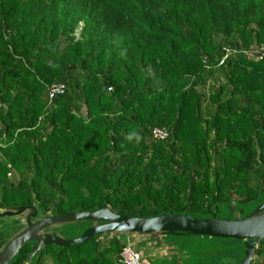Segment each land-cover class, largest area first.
I'll return each instance as SVG.
<instances>
[{"label": "trees", "instance_id": "trees-1", "mask_svg": "<svg viewBox=\"0 0 264 264\" xmlns=\"http://www.w3.org/2000/svg\"><path fill=\"white\" fill-rule=\"evenodd\" d=\"M262 188L264 0H0V208L104 200L129 217L210 219L236 203L237 219ZM124 246H50L37 264H118Z\"/></svg>", "mask_w": 264, "mask_h": 264}, {"label": "water", "instance_id": "water-1", "mask_svg": "<svg viewBox=\"0 0 264 264\" xmlns=\"http://www.w3.org/2000/svg\"><path fill=\"white\" fill-rule=\"evenodd\" d=\"M14 182L12 180V186L17 185ZM214 209L212 212L207 208L201 213V216L208 215L210 219H198L187 213L172 211L150 218H137L114 212L104 205L103 200L95 210L47 215L34 199L31 206L0 208V233L6 227H21L16 232L11 228L5 232L9 239L0 248V264H11L20 250L30 243L34 245L23 264H37L42 252L50 246L60 252L90 240L97 245L100 240L117 239L141 252L140 247L133 245L134 240L141 241L142 247L147 249L169 237L221 240L219 243L227 250L210 261L201 260L198 264H264V255L257 259V250L264 242V188L243 218L232 219L236 203L230 207L226 218H218L217 204ZM164 258L159 264H186L179 253Z\"/></svg>", "mask_w": 264, "mask_h": 264}, {"label": "rangeland", "instance_id": "rangeland-1", "mask_svg": "<svg viewBox=\"0 0 264 264\" xmlns=\"http://www.w3.org/2000/svg\"><path fill=\"white\" fill-rule=\"evenodd\" d=\"M258 49L254 50L251 55H255ZM85 113V110L83 111ZM14 181V177H10ZM236 198V197H235ZM247 207L243 208L244 210ZM241 211V210H240ZM248 212V209H247ZM229 215L227 206L221 207L220 217L226 218ZM18 227H15L17 230ZM158 245L151 246L147 249L142 247L141 241L134 240L132 243L136 247H140L141 253L144 257L145 264H159L165 256H170L172 253H179L183 256L184 262L186 264H198L199 261H210L211 254L214 252L215 255L221 254L224 250V246L220 244L221 240L210 241L208 239L201 238H191V239H175V238H165ZM220 242V243H219ZM140 245V246H139ZM107 246V244H105ZM51 261V260H50Z\"/></svg>", "mask_w": 264, "mask_h": 264}, {"label": "built area", "instance_id": "built-area-1", "mask_svg": "<svg viewBox=\"0 0 264 264\" xmlns=\"http://www.w3.org/2000/svg\"><path fill=\"white\" fill-rule=\"evenodd\" d=\"M65 86L55 85L49 91L50 100L55 99L57 96L64 94ZM169 131L167 129L154 128L152 136L156 140L164 141L169 138ZM118 264H145L144 257L140 251L131 245H125L118 259Z\"/></svg>", "mask_w": 264, "mask_h": 264}, {"label": "crops", "instance_id": "crops-1", "mask_svg": "<svg viewBox=\"0 0 264 264\" xmlns=\"http://www.w3.org/2000/svg\"><path fill=\"white\" fill-rule=\"evenodd\" d=\"M45 258H47L46 264H52V261H50V258H48V256H46Z\"/></svg>", "mask_w": 264, "mask_h": 264}]
</instances>
